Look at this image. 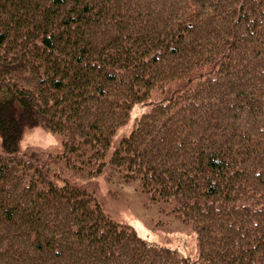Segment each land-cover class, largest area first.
<instances>
[{
  "label": "trees",
  "instance_id": "1",
  "mask_svg": "<svg viewBox=\"0 0 264 264\" xmlns=\"http://www.w3.org/2000/svg\"><path fill=\"white\" fill-rule=\"evenodd\" d=\"M39 124L62 158L81 157L73 170L110 163L197 232L209 209L214 229L228 212L235 254L264 202L234 178L264 185V0H0V264H195L21 153L23 128ZM222 179L233 188L218 191ZM120 233L145 252L121 250ZM258 237L243 264H264Z\"/></svg>",
  "mask_w": 264,
  "mask_h": 264
},
{
  "label": "rangeland",
  "instance_id": "2",
  "mask_svg": "<svg viewBox=\"0 0 264 264\" xmlns=\"http://www.w3.org/2000/svg\"><path fill=\"white\" fill-rule=\"evenodd\" d=\"M123 130L121 129L119 134ZM58 139L60 140L59 136L49 133L40 124L27 129L23 128L19 140V150L21 153L27 152V154L37 156V160L40 163L44 162L43 164L49 168L50 173L56 176L59 184L61 182L68 183L85 191L86 195H91L93 202L100 204L102 213L106 217L112 219L115 217L117 221L133 226L137 235L146 242L177 250L181 255L193 261L198 259L196 250H198V244H201L197 237L214 244L210 247L212 252L218 254L225 252V249L221 246H215L220 245L221 231L210 234L204 229L202 235L200 231H193L190 225L185 224L172 213L173 208L167 204L168 201L165 204L161 201H157L156 204L152 203L147 192L139 184L138 179L134 182L125 179V172L111 169L110 163L101 167L99 174L95 173L94 176L73 170L75 166H78L76 165L78 162L75 160L80 162L79 166H82V159L80 156L75 155H73L74 159L72 160L67 157L62 158L59 154L62 151V144ZM106 162H110V148L107 156L102 161V163ZM203 163L207 164L208 162L203 160ZM97 165L98 162L96 161L91 167H97ZM60 173L63 174L62 178ZM229 181L222 179L217 188L218 191L224 192L229 187L233 188L234 184ZM263 203L261 198L256 202L260 205ZM166 209L172 215H166ZM250 213H252L253 218L264 222L263 212L251 210ZM203 222L207 221L203 220ZM217 227L215 230H218ZM213 236L218 239L216 242ZM233 255V253H230V256ZM202 261L203 259L199 255V261L195 264H203ZM221 261V264H224L228 261V258Z\"/></svg>",
  "mask_w": 264,
  "mask_h": 264
},
{
  "label": "bare ground",
  "instance_id": "3",
  "mask_svg": "<svg viewBox=\"0 0 264 264\" xmlns=\"http://www.w3.org/2000/svg\"><path fill=\"white\" fill-rule=\"evenodd\" d=\"M32 127H35V126H32ZM25 129H27V128H25ZM127 131L129 132V128H127ZM186 134H188L187 130H183L182 132H179L178 133V139L179 140L180 139H185L184 135H186ZM124 136H125V134L122 132L120 134V137L118 138V142H117V144H115V146L119 145V140L120 139L122 140L123 139L122 137H124ZM182 143L187 144L185 140H183ZM35 157H36V159H38L37 156H35ZM204 158L206 159V157H204ZM94 168H95L94 173L99 174V172L101 171V168H97V167H94ZM48 171H50V170L48 169ZM94 173H92L91 176H94ZM228 175L230 176V173ZM250 176L251 175H250L249 172L243 171V172L237 173L234 176V178H236V179L244 178L245 182H248V183L251 182L252 183V186H253L254 190H256L258 192L259 191H263L264 192V185L261 184V183H256V181H254V178H252ZM60 177L61 178L63 177L62 173H60ZM60 184H62V182ZM76 192H78V190H76ZM227 195H229V197H231L230 193H228ZM62 197L65 198V195L62 194ZM255 198L256 197H248L247 199L249 201V200H254ZM150 199H151V197H150ZM234 199L239 201L238 196L231 197V199H228V200H234ZM151 202L154 203V204L157 203V201H153L152 199H151ZM74 204H76V202ZM209 211H208V213L203 215V218L208 219L209 222H210V227H208L206 230L209 231V232H218V233L221 230V232H223L222 238H221V241H220L221 244L220 245H215V246L216 247L221 246L223 249H225V252L223 254H218V253L212 252L210 250V247L214 246V244H210L209 242H206L203 239H201L200 243H201V247H202L203 253H205L204 257L213 255V262L215 264L221 263V260H223L225 258H228V264H243L246 261V259L250 258V256L252 255V253H250L251 252V244H250V242H252V241L254 242V240L258 237L257 234H259L258 238L263 240V246L262 247L264 249V222L258 220L257 218H253L251 216V214L253 213L252 212V213H250L249 216H246V218H248L250 220V222L253 223L255 228L252 227V226H249L248 224H244L243 225V230L246 232V235L243 238L239 239L240 249L237 252H235V254L233 256H230V251L233 249L234 237L231 236L230 238H226V235L229 233V228L224 225V221H225L226 217L229 215V213L227 212L225 214V217L221 220L220 224L218 225V230H215V229H213V226H214V224L217 221L216 214L213 212V209H209ZM255 211L264 213V205H260L259 207H257L255 209ZM166 212L168 213L170 211L166 209ZM167 213H166V215H167ZM173 214H175V213H173ZM169 215H172V214H169ZM107 218L112 220L113 222H115L117 224H124L126 226H129L134 231L136 237L140 241L145 242L147 244H154V243H151V242H146L140 236H138L137 233H136V230L134 229L133 226H131L129 224H126L124 222L117 221L116 220L117 218H115V217H113V219L109 218V217H107ZM199 231H200L201 235L204 233V231L201 230V229ZM113 238H117V239L120 240V243H121L120 244V249L123 250L124 252L129 253L131 255V257L138 256L139 254L141 255V254H143L145 252V249L142 247L140 242L133 241L131 238L127 237L123 233L117 234L116 236L110 238V240L113 239ZM216 240H218V239H216ZM196 242L198 243L197 239H196ZM154 245L157 246L156 244H154ZM159 247H162V246H159ZM163 248L170 249V248H167V247H163ZM170 250H173V249H170ZM173 251L178 253L181 257L186 258V256L181 255L177 250H173ZM196 251H197V255H198V259L196 260V262H198L199 261V244H198V250H196Z\"/></svg>",
  "mask_w": 264,
  "mask_h": 264
}]
</instances>
